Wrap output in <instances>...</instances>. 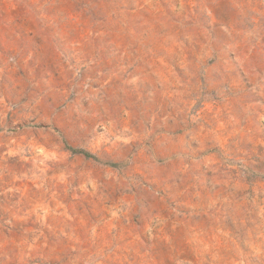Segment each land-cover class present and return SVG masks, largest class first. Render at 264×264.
Returning a JSON list of instances; mask_svg holds the SVG:
<instances>
[{
  "label": "rangeland",
  "instance_id": "obj_1",
  "mask_svg": "<svg viewBox=\"0 0 264 264\" xmlns=\"http://www.w3.org/2000/svg\"><path fill=\"white\" fill-rule=\"evenodd\" d=\"M0 264H264V0H0Z\"/></svg>",
  "mask_w": 264,
  "mask_h": 264
}]
</instances>
